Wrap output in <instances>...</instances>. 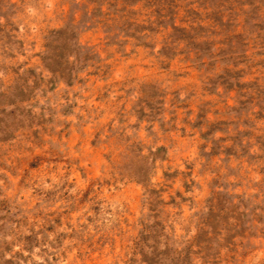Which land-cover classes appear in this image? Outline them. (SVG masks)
<instances>
[{
	"label": "rangeland",
	"instance_id": "374dc122",
	"mask_svg": "<svg viewBox=\"0 0 264 264\" xmlns=\"http://www.w3.org/2000/svg\"><path fill=\"white\" fill-rule=\"evenodd\" d=\"M0 264H264V0H0Z\"/></svg>",
	"mask_w": 264,
	"mask_h": 264
}]
</instances>
